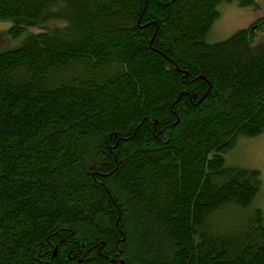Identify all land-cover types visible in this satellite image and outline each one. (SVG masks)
Instances as JSON below:
<instances>
[{"label": "trees", "instance_id": "1", "mask_svg": "<svg viewBox=\"0 0 264 264\" xmlns=\"http://www.w3.org/2000/svg\"><path fill=\"white\" fill-rule=\"evenodd\" d=\"M255 0H0V264H264ZM57 24L49 26L48 23Z\"/></svg>", "mask_w": 264, "mask_h": 264}, {"label": "rangeland", "instance_id": "2", "mask_svg": "<svg viewBox=\"0 0 264 264\" xmlns=\"http://www.w3.org/2000/svg\"><path fill=\"white\" fill-rule=\"evenodd\" d=\"M257 7H242L236 2L222 3L218 6L219 17L213 23L208 34V41L218 42L229 38L236 31L245 29L253 22L264 16V0H255ZM48 23L49 26L55 25ZM11 22L0 20V52L13 49L21 44L31 31L39 30L29 28L17 40L7 39L5 32ZM253 51L263 56L264 54V28L258 32L252 41ZM229 164L245 168L257 169L260 173L261 189L256 199L251 204V212L260 208L264 222V131L255 138L237 139L232 148L225 154Z\"/></svg>", "mask_w": 264, "mask_h": 264}]
</instances>
